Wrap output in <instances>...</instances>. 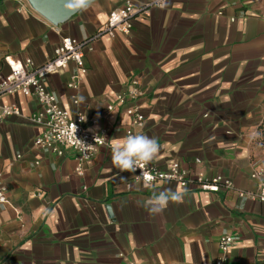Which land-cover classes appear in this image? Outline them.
<instances>
[{
  "label": "crops",
  "instance_id": "crops-1",
  "mask_svg": "<svg viewBox=\"0 0 264 264\" xmlns=\"http://www.w3.org/2000/svg\"><path fill=\"white\" fill-rule=\"evenodd\" d=\"M121 5L96 0L55 26L26 0H0V75L14 59L44 64L64 37L94 36ZM263 9L264 0H167L149 17L137 16L129 33L93 41L78 88L69 87L78 73L73 62L46 78L73 118L82 114L96 122L93 130L106 131L108 144L82 175L72 150L57 156L35 149L42 132L30 120L35 102L21 93L3 96L20 114L0 129V182L8 197L0 204V264H212L226 233L236 237L228 264H264V204L237 194L256 189L253 163L264 160ZM133 79L143 95L120 104L117 96ZM129 106L145 115L140 134L160 145L151 161L158 168L177 162L189 180L223 176L234 189L147 184L116 169L111 142L125 137ZM169 188L185 192L183 202L150 215L142 205Z\"/></svg>",
  "mask_w": 264,
  "mask_h": 264
},
{
  "label": "built area",
  "instance_id": "built-area-1",
  "mask_svg": "<svg viewBox=\"0 0 264 264\" xmlns=\"http://www.w3.org/2000/svg\"><path fill=\"white\" fill-rule=\"evenodd\" d=\"M122 5L113 9L102 29L94 36L87 39L64 37L55 48L53 57L44 64L36 66L31 59L13 60L11 70L6 75H0V129L4 120L12 115H19L20 110L14 104H3L1 98L5 95L18 93L31 98L38 107L30 120L42 128L41 134L35 138L34 147L38 151H48L63 156L67 150L76 154V172L82 175L84 165L98 151L101 146L107 145L105 130H93L95 121L87 122L84 115L79 114L73 118L69 111L62 108L57 96L48 89L45 80L49 76L65 70L73 62L78 73L73 76L69 87L78 88V80L88 72L85 65V55L90 51L91 44L103 35L115 36L117 33H129L137 16L149 17L151 10L159 8L154 6L152 0L143 4H135L132 0H121ZM264 17V9H263ZM143 95L138 79H133L129 89L117 96L120 104H128ZM76 102V101H75ZM126 114L130 119L125 136L140 134L144 127L145 115L136 106H129ZM36 164H39L37 161ZM136 178L147 184L161 181L177 182L183 188L195 182L203 191L218 192L222 189H234L233 182L226 177L216 176L207 179L203 173L189 180L187 173L175 162L168 170H161L151 161L134 173ZM1 178V174H0ZM250 178L256 181L255 190H237L238 197L242 200L259 201L264 204V160L255 161ZM8 201L7 188L0 182V204ZM236 243V237L223 234L219 240L220 255L212 264H228V253Z\"/></svg>",
  "mask_w": 264,
  "mask_h": 264
},
{
  "label": "clouds",
  "instance_id": "clouds-1",
  "mask_svg": "<svg viewBox=\"0 0 264 264\" xmlns=\"http://www.w3.org/2000/svg\"><path fill=\"white\" fill-rule=\"evenodd\" d=\"M154 6L167 7V0H152ZM95 0H67L65 7L72 12H83L92 7ZM83 99V97H81ZM160 145L155 137L145 134H129L114 138L111 142V159L113 166L121 172L135 173L138 167L152 161L159 153ZM147 186V185H146ZM185 192L165 189L154 193L143 205L150 215L161 214L170 202H183Z\"/></svg>",
  "mask_w": 264,
  "mask_h": 264
},
{
  "label": "water",
  "instance_id": "water-1",
  "mask_svg": "<svg viewBox=\"0 0 264 264\" xmlns=\"http://www.w3.org/2000/svg\"><path fill=\"white\" fill-rule=\"evenodd\" d=\"M30 7L51 24L58 26L68 22L77 12L69 11L67 0H26ZM96 1V0H95Z\"/></svg>",
  "mask_w": 264,
  "mask_h": 264
},
{
  "label": "trees",
  "instance_id": "trees-1",
  "mask_svg": "<svg viewBox=\"0 0 264 264\" xmlns=\"http://www.w3.org/2000/svg\"><path fill=\"white\" fill-rule=\"evenodd\" d=\"M259 137L262 140V142L264 141V121L261 124V126L259 127Z\"/></svg>",
  "mask_w": 264,
  "mask_h": 264
}]
</instances>
